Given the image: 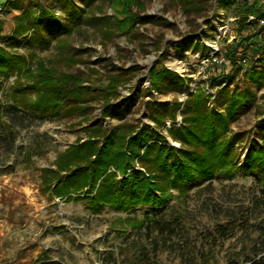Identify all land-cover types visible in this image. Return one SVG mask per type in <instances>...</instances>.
I'll return each mask as SVG.
<instances>
[{"label":"rangeland","instance_id":"obj_1","mask_svg":"<svg viewBox=\"0 0 264 264\" xmlns=\"http://www.w3.org/2000/svg\"><path fill=\"white\" fill-rule=\"evenodd\" d=\"M69 1L83 10L81 22L70 32L52 37L48 44L38 45L31 29L29 43L21 38L18 24L21 20L36 23L43 36L51 27L57 32L55 20L48 17L47 24L34 17L46 6L64 20L59 0H0V47L26 59L21 74L0 79V264H139V248L146 239L132 227L150 209L118 211L104 206L93 212L84 194H77L69 185L59 186L61 177L80 164L67 152L95 134V127L105 132L122 124L130 128L145 125L163 137L160 143L179 148L167 129L181 124L180 111H175L174 120L167 119L156 129L149 117V102L180 104L181 109L188 94L200 91L207 107L220 109L223 97L216 94L220 87L214 78L230 70L224 61L225 51L255 30L241 32L233 11L219 8L215 0H203L199 10L188 13L179 0H137L140 4L132 2L130 9L139 16V22L128 32H122L115 23L122 17L124 0ZM255 1L264 5V0ZM195 43L207 51H195ZM246 47V58L229 85L230 91L234 87L241 90L248 83L255 94L228 124L226 136L239 133L243 137L234 147V163L238 166L249 140L259 145L255 134L258 121L264 119V86L250 84L244 76L257 58L250 44ZM151 69L168 70L182 81L167 91L161 88L156 92L149 87ZM41 74L53 76L69 88L76 86L73 77H77L87 90L81 91L80 100L68 98L42 119L21 111L5 112L14 93L24 104L52 103L53 97L62 96L37 88V82L43 79ZM130 102L124 111L122 106ZM106 103L112 115L103 116L101 110ZM58 162L67 172L57 168ZM169 206L170 212L186 221L190 243L196 246L203 241L204 230L225 223V211L233 210L237 218L248 215V232L237 229L222 242L216 251L218 264H229L230 259L240 262L244 255L251 254L254 245L261 248L264 243V197L250 176L219 174L186 196L172 190ZM152 259L181 264L167 251Z\"/></svg>","mask_w":264,"mask_h":264},{"label":"trees","instance_id":"obj_2","mask_svg":"<svg viewBox=\"0 0 264 264\" xmlns=\"http://www.w3.org/2000/svg\"><path fill=\"white\" fill-rule=\"evenodd\" d=\"M54 1L50 0V3ZM92 1L86 0L87 3ZM202 1L179 0L187 13L199 10L198 5ZM215 1L219 8L233 11L241 32L246 29L255 30L253 34L243 37L225 51L224 61L228 62L230 70L227 74L214 78L220 87L216 94L223 97L220 109L207 107L206 99L200 91L188 94L181 109L180 104L151 101L149 117L156 124V129L164 125L167 119L174 120L175 111H180L181 124L178 127L171 125L167 129L168 135L179 143V148L160 143L163 142V137L152 133L145 125L130 128L122 124L105 132L95 127L93 129L95 134L71 147L67 152L80 164L69 172L63 163L58 162L57 165L58 169L67 172L61 177L59 186L69 185L77 194H84L83 198L93 212L100 211L104 206L118 211H134L136 207L150 209L141 221L132 227L137 233L145 234L146 239V243H142L139 248V264H162L152 257L165 251L175 254L181 264H218L216 251L220 249L222 242L233 236L237 229L248 232L250 227L248 215L237 218L233 210H228L224 213V224L215 223L211 231L204 230L206 235L199 246L191 244L186 221L181 215L170 212L172 190L186 196L191 189L213 176L219 174L233 176L239 172L244 176H250L259 194L264 197V119L258 121L255 134V138L260 140L259 145L249 140L242 164L239 166L234 163L236 159L234 147L242 142L243 137L239 133L226 136L228 124L255 98L248 83L241 90L238 87L229 90L234 74L240 71V62L246 58L245 50L248 44L252 49L251 53L257 58L252 60L251 66L245 72V79L257 87L264 86V5H257L255 0ZM132 2L140 4L137 0H124L120 11L122 17L115 21L117 28L122 32H128L136 22H139V16L131 12ZM59 5L64 9V20L55 17L53 10L46 6L41 7L34 17L47 24L49 18L55 20L57 32L51 27L43 36L38 24L30 21L25 24L21 20L18 24L21 38L29 43L30 38H33L29 34L31 29L33 35L38 37V45L48 44L52 37L70 32L72 26H77L81 22L83 10L72 6L69 0H59ZM22 15L28 17L27 12H23ZM56 33L58 34L55 35ZM15 36L17 33L13 38ZM246 40L249 43L245 45ZM193 49L201 53L207 51L205 47L196 43ZM238 54L240 57L236 58ZM25 60L23 55L9 53L0 47V79L21 74ZM258 67L262 69L257 70ZM133 70L135 69H129ZM39 77L43 79L37 82ZM39 77L38 75L35 77L39 84H36L38 89L51 90L56 96L60 93L62 96L57 99L53 97L52 103L44 100L24 104L19 99V94L14 93L10 96V102L4 111L8 113L21 111L29 117L42 119L45 113H52L54 108L66 103L68 98L80 100L81 91L87 90L77 77H73L75 78L73 84L76 86L71 85L70 88L68 84H59L53 76L47 78L41 74ZM180 81L182 79L168 70L157 72L151 69L149 72V87L156 92H161V88L167 91ZM130 105L131 102L124 105L125 107L122 106L123 110L127 111ZM108 108L107 103L102 107L103 116L112 115ZM262 251L264 243L261 244V248L254 245L251 254L244 255L240 262L230 259L229 264H264Z\"/></svg>","mask_w":264,"mask_h":264}]
</instances>
